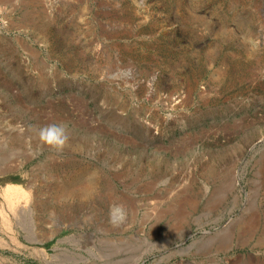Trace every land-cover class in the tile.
Segmentation results:
<instances>
[{"label": "rangeland", "instance_id": "374dc122", "mask_svg": "<svg viewBox=\"0 0 264 264\" xmlns=\"http://www.w3.org/2000/svg\"><path fill=\"white\" fill-rule=\"evenodd\" d=\"M1 1L0 264H264V0Z\"/></svg>", "mask_w": 264, "mask_h": 264}, {"label": "crops", "instance_id": "0c3cea01", "mask_svg": "<svg viewBox=\"0 0 264 264\" xmlns=\"http://www.w3.org/2000/svg\"><path fill=\"white\" fill-rule=\"evenodd\" d=\"M200 184L196 183V229L202 228L208 225L209 221L213 218H221V216L224 214V210L217 207L214 208L212 204L209 203V186L205 187V191L202 190V187L199 186ZM214 197V196H213ZM214 205V204H213ZM232 230L227 229L224 230L220 234V239L216 242L219 243L220 247L225 250L226 246H229V242L226 241L227 237H230L232 235ZM204 244L203 247H201V255H204L206 259L209 258V255L213 254L210 252V247L208 242H202Z\"/></svg>", "mask_w": 264, "mask_h": 264}, {"label": "clouds", "instance_id": "9594fccd", "mask_svg": "<svg viewBox=\"0 0 264 264\" xmlns=\"http://www.w3.org/2000/svg\"><path fill=\"white\" fill-rule=\"evenodd\" d=\"M40 136L42 140L53 146L63 145L68 139L67 128L63 123H52L41 128Z\"/></svg>", "mask_w": 264, "mask_h": 264}, {"label": "bare ground", "instance_id": "6f19581e", "mask_svg": "<svg viewBox=\"0 0 264 264\" xmlns=\"http://www.w3.org/2000/svg\"><path fill=\"white\" fill-rule=\"evenodd\" d=\"M19 5V4H18ZM18 7V6H17ZM4 12V3L1 1L0 2V15L3 14Z\"/></svg>", "mask_w": 264, "mask_h": 264}]
</instances>
